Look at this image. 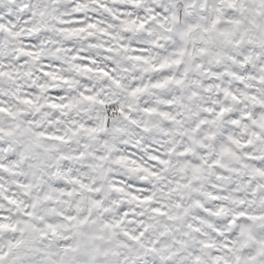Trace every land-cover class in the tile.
<instances>
[{"label":"snow or ice","instance_id":"6c2138e0","mask_svg":"<svg viewBox=\"0 0 264 264\" xmlns=\"http://www.w3.org/2000/svg\"><path fill=\"white\" fill-rule=\"evenodd\" d=\"M0 264H264V0H0Z\"/></svg>","mask_w":264,"mask_h":264}]
</instances>
